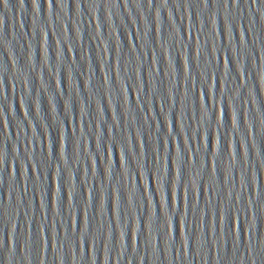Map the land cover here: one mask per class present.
Wrapping results in <instances>:
<instances>
[{"label": "water", "instance_id": "water-1", "mask_svg": "<svg viewBox=\"0 0 264 264\" xmlns=\"http://www.w3.org/2000/svg\"><path fill=\"white\" fill-rule=\"evenodd\" d=\"M0 264H264V0H0Z\"/></svg>", "mask_w": 264, "mask_h": 264}]
</instances>
